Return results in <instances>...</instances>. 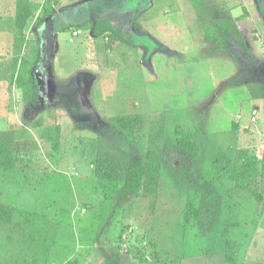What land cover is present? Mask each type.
Listing matches in <instances>:
<instances>
[{
	"label": "rangeland",
	"instance_id": "374dc122",
	"mask_svg": "<svg viewBox=\"0 0 264 264\" xmlns=\"http://www.w3.org/2000/svg\"><path fill=\"white\" fill-rule=\"evenodd\" d=\"M238 15L261 58L255 74L245 52L241 79L260 74L264 87V0H0V132L13 147L0 167V264H264V98L238 77L226 85L233 62L206 57L200 40L205 19ZM72 28L85 31L70 43ZM124 115L136 120L128 142L106 122ZM196 127L191 176L215 193L202 207L166 166V142ZM103 138L146 169L159 158L156 198L101 191Z\"/></svg>",
	"mask_w": 264,
	"mask_h": 264
},
{
	"label": "trees",
	"instance_id": "16d2710c",
	"mask_svg": "<svg viewBox=\"0 0 264 264\" xmlns=\"http://www.w3.org/2000/svg\"><path fill=\"white\" fill-rule=\"evenodd\" d=\"M202 32L204 40L211 44L214 53L229 55L230 49L233 46H239L244 52L247 51V46L241 32L236 26L235 19L209 18L207 21L205 19L202 23ZM118 35L116 33L115 37L119 38ZM39 65L37 61L36 65L33 66V71L30 76L29 96L30 106L37 111L45 107L43 105L44 98L42 97L40 88ZM256 86L257 84L254 82L247 84L252 98H264V87L259 88L257 90L259 92H257L255 90ZM135 121L134 117L130 115L116 116L106 120L107 125L114 131L122 134L127 142L130 140L132 133L130 126L134 125ZM197 130L199 129L196 127L193 133L188 132L184 133V135H181L179 132H174L177 137L173 139V142L167 141L165 144L166 152L169 155L166 166L172 172L176 187L189 189L195 195H199L198 207H202L205 199L208 196L215 197V193L208 184H200L191 176L192 146L190 144L185 145V143H192L194 141L193 136L199 134ZM172 149H175V151ZM12 152V141L6 137L5 133L0 132V167L5 166L3 161L4 159H10ZM255 162V158L250 157V162H247L244 167L252 169L250 171L253 173L256 171L254 169ZM159 165V158L157 157L153 166H149L146 169L140 158L117 149L106 138H103L96 145L93 175L98 181V187L104 193L113 192L118 187V184L121 183V191L125 197L134 196L142 190L146 192L150 191L153 198H156L157 189H159ZM0 210H4V208H0ZM194 218H198V213L195 214Z\"/></svg>",
	"mask_w": 264,
	"mask_h": 264
},
{
	"label": "crops",
	"instance_id": "0c3cea01",
	"mask_svg": "<svg viewBox=\"0 0 264 264\" xmlns=\"http://www.w3.org/2000/svg\"><path fill=\"white\" fill-rule=\"evenodd\" d=\"M139 2V0H135V3H138ZM149 8H152V5H150L149 6ZM241 16L240 15H238V16H235V17H228V16H226V18H232V19H235L236 20V26H237V28L239 29V31L241 32L242 30H241V22H243L242 21V18H240ZM217 18H225V17H217ZM127 27V26H126ZM72 31L70 32V35L72 34V32H74V31H76L77 32V35L75 36V37H73L72 35H71V37H70V39H69V42L70 43H73L75 40H76V38L78 37V35H79V37H80V35L82 34V33H84V31L85 30H83L82 28H72L71 29ZM132 31V30H131ZM242 34V33H241ZM108 36V33L106 32V33H104L102 36ZM84 37V36H83ZM92 38H94V37H92ZM117 38V37H116ZM119 39V38H118ZM74 40V41H73ZM200 40H201V42H202V44H206L207 45V48L204 50L205 51V56L206 57H208V56H211V57H219V58H229L232 62H233V64H234V66H235V71H234V73L232 74V75H230V77H229V80H228V82H225V84L227 85V84H230L231 82H230V78L232 77V79L233 80H236V78L238 77L239 79H241V76H240V73H241V68L242 67H244L243 66V60H244V57L243 56H245V52H243V54H241V56H238L237 57V55L236 56H232V55H220V54H217V53H214L213 51H212V46H211V44L210 43H208V42H206L205 40H204V35H203V32H202V37L200 38ZM243 40H244V42H245V44H246V46H247V43H246V39L244 38V36H243ZM99 42H101V40L99 39ZM118 41H115V43L114 44H116ZM115 46V45H114ZM247 51H248V53L253 57L254 55H253V53L249 50V46L247 47ZM172 53V52H171ZM240 55V54H239ZM237 57V58H236ZM241 57V58H240ZM255 57V56H254ZM253 57V59H252V65L254 66V67H252L251 65L249 66V69H250V71H254L255 72V74L257 73V66H259L260 65V62H259V60H261V58L260 59H255ZM248 58H251V57H248ZM211 59H216V58H211ZM214 61V60H213ZM218 62L219 61H224V60H217ZM240 62V63H239ZM242 63V64H241ZM256 66V67H255ZM260 76V74H258L257 76H255V77H253V82L254 83H256L257 84V86H256V88L257 87H259L260 89L261 88H263L262 87V85H261V83H262V81H261V83L260 84H258V77ZM244 79L245 80H240V81H242V82H240V84L242 83V85L245 87H247V83H246V77H245V75H244ZM257 79V80H256ZM238 82V81H237ZM252 82V83H253ZM234 83H235V81H234ZM250 83V82H249ZM248 88V87H247ZM258 88V89H259ZM257 89V90H258ZM249 91V90H248ZM247 91V92H248ZM257 92H259V91H257ZM260 94V93H259ZM248 96H249V99H251V100H253V101H256V100H259V99H261V98H259V97H256V99H254V98H252V96H251V94H250V92H248ZM240 118V116H238L237 117V119H239ZM251 121V120H250ZM236 128L237 127H233V129L234 130H236ZM194 130H195V128H194ZM194 130H192V131H188L189 133H193V131ZM188 132H185V133H188ZM184 134V133H183ZM182 135V134H181ZM199 134H197V135H194L193 136V139L195 138V136H198ZM154 243V242H153ZM225 263V262H224Z\"/></svg>",
	"mask_w": 264,
	"mask_h": 264
},
{
	"label": "built area",
	"instance_id": "2783aa9c",
	"mask_svg": "<svg viewBox=\"0 0 264 264\" xmlns=\"http://www.w3.org/2000/svg\"><path fill=\"white\" fill-rule=\"evenodd\" d=\"M73 37H75L76 35H77V32L76 31H74V32H72V34H71Z\"/></svg>",
	"mask_w": 264,
	"mask_h": 264
}]
</instances>
